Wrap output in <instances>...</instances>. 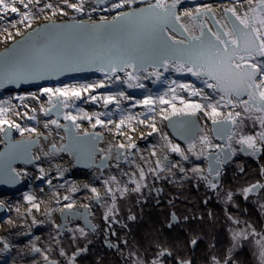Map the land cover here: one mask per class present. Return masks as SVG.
Masks as SVG:
<instances>
[{"label": "bare ground", "instance_id": "1", "mask_svg": "<svg viewBox=\"0 0 264 264\" xmlns=\"http://www.w3.org/2000/svg\"><path fill=\"white\" fill-rule=\"evenodd\" d=\"M68 2L79 3V0ZM121 2L84 0L83 11L76 12L67 7L64 0H40L39 4H30L28 9L17 0L20 13H32L30 26L28 21L19 22L22 16L10 11L4 14L0 9V109L3 110L0 120L7 121L0 124V218L4 211H16L18 216L31 211L37 189H42L40 194L45 193L41 195L46 203L43 219L35 221L34 228L5 231L0 228V257L6 252L7 245L2 247L1 244L7 238L11 239L10 244L25 240L38 229L48 227L54 217L61 218L64 209L56 214L54 204L65 192L74 191V179L85 178L89 183L103 184L104 192L110 194L125 191L129 184L139 182L135 159L140 155L141 145L155 141L163 132L168 133L167 119L175 115L172 105L177 110L185 108L177 92L184 93L188 97L184 101L189 104L207 105L219 101L221 115L216 119L230 112L239 113L241 117L257 114L259 120L264 116L255 108L245 111L243 102L248 100L247 95L239 99L231 97L232 104L228 105L227 98L221 101L220 94L191 73L176 71L174 61L181 59L182 53L161 42L157 33L160 21L143 11L157 0H132L122 7H114ZM49 3L52 9L47 8ZM167 3H175L174 11L180 17L178 22H172L176 31L169 27L168 35L184 41L180 46L183 48L189 36L200 35L201 25L207 40L211 38L208 29L222 33L232 27L230 21H235V17L226 9L235 8L238 15L244 16L251 13L258 0H252V4L247 0H167ZM209 7L212 11L206 12ZM116 17L121 18L113 24ZM105 20L107 27H91L104 24ZM181 24L189 29L188 33L182 32ZM164 58L169 61L167 71L161 66ZM130 61L136 65L135 69ZM130 84L133 86L129 87ZM181 84L194 87L202 95H191V89L184 90L179 87ZM58 88L79 89L81 94L76 98L45 92V89ZM202 88L209 93L207 99L203 98L206 93L200 90ZM108 96L115 99L105 104L104 98ZM161 98L169 103H160ZM145 100L152 103L146 105ZM184 113L178 111L176 114ZM195 114L200 118L204 114L212 120L210 109ZM66 115L76 117L75 121L65 119ZM97 118L103 123L96 124ZM9 125H19V128ZM152 125L159 126L153 128ZM203 133L204 126L193 142L180 143L188 151V155H184L187 159L172 151V147L178 146L175 142L166 143L165 150L153 159L155 174L177 159H195L206 163L209 186L210 182L217 184L219 177L210 174L208 160L225 145L204 137L198 147L196 141ZM233 135L232 132L229 137L232 139ZM231 139L228 145L235 156ZM257 148L262 150L258 144ZM255 154L246 156L258 159ZM233 159L222 160V166L226 167ZM129 170L134 171V176L126 180ZM219 171L221 174V169ZM218 187H208V192H215ZM78 205L90 209L84 203L73 207Z\"/></svg>", "mask_w": 264, "mask_h": 264}, {"label": "trees", "instance_id": "2", "mask_svg": "<svg viewBox=\"0 0 264 264\" xmlns=\"http://www.w3.org/2000/svg\"><path fill=\"white\" fill-rule=\"evenodd\" d=\"M193 174L185 177L181 170L174 171L173 177L165 181L161 179L162 182L157 184V187H162V192L161 189H145L140 194L130 192L126 201L120 203L121 216L118 220L123 227L117 229L116 236L127 234L128 245H131V248L140 245L149 260L161 257L156 254L162 251L163 255V249L169 248L172 259L165 260V264H177L178 260L191 264H213L216 261L223 264L231 247L229 227L233 226V218L239 221L237 228H250L255 231L264 223L256 207L257 198L260 196L243 197L242 194L251 185L264 179V151L258 161L240 158L227 165L221 184L213 193L208 192L205 180ZM130 210L135 212L133 220L128 217L132 212ZM172 212L178 215L180 223L170 228L168 225ZM94 223L98 227L97 232L83 241L63 238L60 239L61 247H58L56 243H50L52 236L44 235L40 238L38 246L44 252L53 249L57 256L61 253L70 255L92 241L93 245L88 247L89 253L84 257L82 264H97L90 263L89 259H94V255L90 253L107 249L104 240L100 243L98 236H104L105 227L97 220H94ZM197 240L199 243L196 249H192L193 241ZM236 256L227 264H234V261L238 264H250L253 258L247 247ZM15 262L23 264L21 261ZM25 264L40 263L28 261ZM109 264L121 263L110 261Z\"/></svg>", "mask_w": 264, "mask_h": 264}, {"label": "rangeland", "instance_id": "3", "mask_svg": "<svg viewBox=\"0 0 264 264\" xmlns=\"http://www.w3.org/2000/svg\"><path fill=\"white\" fill-rule=\"evenodd\" d=\"M200 90H205V89L202 88ZM205 93H206L205 96L209 94L206 92V90H205ZM177 98H180L179 100L188 99V97L184 95V93H180V92H177ZM232 114L233 116H235L234 119L236 121L235 123L236 128L233 132L234 134L233 138L231 139L233 150L236 153L235 159L243 158V159H253L255 161H258L260 157L263 155V151H264V144H262L259 141V138L257 136V134L262 130L260 128L258 115L252 114L249 116L241 117L240 115L237 116L236 115L237 113L235 112H232ZM201 121L204 126V133H203L204 135L200 137L199 140L196 141L198 147L201 145V140L204 137L210 138L213 141H215L214 140L215 138H213L212 136L213 135L212 127H211L212 120H210L208 116H205L204 114H202ZM158 126L159 125H155V127H158ZM249 135L257 136V144L259 146H262V150H263L262 155L258 159L243 155L240 151L242 148V145L239 143V139L241 137H246ZM169 142H175L182 149L184 155H188L187 149H185L183 145H181L180 143H177L169 131L168 133L163 132L160 134V137L157 138L155 141L142 144L140 147V155L138 158L135 159V164H136L135 168H136V171H138L137 174L139 177V182L129 184L128 189L125 191L123 190L120 193L110 194L108 192L107 193L104 192L105 189L103 187V184H100V183L93 184V183H89V181L85 178H76L73 181L75 185L74 191L65 192L62 196V199L58 203L54 204L55 205L54 211H56V214H57V213H60L63 209H65L69 205L73 207L77 203L78 204L84 203L85 205H88L90 207V212H91L93 221L97 220L100 223V225H103L105 227L104 236L103 234L102 235L98 234L99 240L101 239L100 243H102V241L104 240L105 248L107 250H112L106 247L107 237H109L110 238L109 240L113 245H115L114 240L116 241V245H115L116 249L118 248V244H119L120 250L124 251L120 257L118 256L113 257L111 258L112 260H115V262L117 261L118 263H121V264L123 263L122 262L123 259L125 260L126 264H165L164 262L160 261L161 257L163 256L161 254L162 251L161 253L159 252L156 254L157 257L158 256H161V257L149 260L148 255L144 254L143 252L144 250H141L140 245H137V248H131V245H128L129 239H128L127 234L125 235L123 234L122 236H116V232H117V229H119L120 227H123V225L121 226V223H119V220H118V217L121 216L120 203L121 201H126L125 199H127V196L130 192L140 194L145 189H161V192H162V187H157V184H160L162 180L165 181V179L169 177H173L174 171H178V170H181L182 175H184L185 177H188L189 175L193 173L195 175H198L199 178L207 182V187H210L209 186V175L207 173V165L204 161H197L195 159L184 161L182 159H177L173 161L171 164H169L161 172H159L158 174H155L156 168L154 167L153 159L155 156L161 154L165 150L166 143H169ZM198 147H196L195 149L197 152L199 151ZM234 160L231 163H233ZM239 170L241 171L242 168H240ZM133 176H134V171L129 170L128 178H126V180L133 178ZM137 185H139L138 191L136 190ZM253 185L264 186V179L262 178L260 182H257ZM253 185H251L249 188H252ZM93 189H96V191L93 192L92 191ZM263 189L264 187H261L257 193H253V192L248 193L245 190L244 193L242 192V194H243V197L253 196L257 198L258 196H260V198H257L258 206L256 207L257 209H259L261 216L263 218V222H264V195H263L264 192H263ZM41 190L42 189H37L38 194H34L33 196L34 200L31 201L32 202L31 204L32 206L30 205L31 211H25L24 216L23 215L18 216L16 211L15 212L12 210L4 211L2 217L0 218V228L4 229V231L10 230V229L18 230L20 228H26V229L34 228L35 221L42 220L43 219L42 213L46 212V203L44 202L45 198L41 195V194L45 195V193L40 194ZM30 193L31 191L28 192V194ZM156 193L158 194V191H156ZM65 197H67V199H65ZM97 197L100 198V203L96 202ZM227 201H230V200H227ZM28 203L30 204V202ZM29 204H26V206L29 207ZM133 213H135L134 210L129 214L130 215L128 216L129 220H133L132 218L134 217ZM173 214L177 216L179 223H180V219L178 215L172 212L169 225H168L169 227L172 222ZM124 216L125 215H123V217ZM52 221L53 222L48 227L41 229V230L38 229V231H35L29 238L25 240H21L14 244H10L9 241H11V239L7 238L4 242H2L1 246L5 247L7 245V247L5 250L6 252L0 257V264H15L16 263L15 261H21L23 264H25L28 261H39L40 264H82L84 257L87 256L89 253L88 247L90 245H93L92 241L90 242L88 241L89 243L83 246V248L75 251L73 255L70 256V258H68L67 256H65L64 253H61L59 257H56L57 256L55 254L56 251H53V249H48L45 252L41 251L40 249L41 247L38 246L40 238L44 235L52 236L53 239L52 241L50 240L51 241L50 243L52 245L56 243L58 247H61L60 239L71 238V239H77V240L83 241L84 239H87L90 236H94V233H96L97 231L93 232V231L87 230L80 222H76L74 225L70 227L69 231L66 232L63 237H61L58 231L56 230V228L60 225V219L57 217H54ZM237 223H239V221L233 218V226L232 228L229 227L231 240H232L231 247L229 250V256L231 254L234 256L230 259L229 257H227V259L225 260L223 264H226V262H230L235 257H237L236 254L242 251L244 247L249 248L250 253L253 256L250 264H262V261H261L262 248H261L260 242H264V223L260 228H258V231L252 230L250 228H242V227L237 228L236 226ZM178 224H173L172 226H177ZM96 228L98 229L97 226ZM253 232H255V235L252 234ZM238 233H247V238L241 237L239 239L234 240L233 235L238 234ZM49 247H50V244H49ZM37 249H39V251H37ZM78 251H84V254L76 261V263H74L72 261V258L73 256L76 255ZM163 251L170 252V249L164 248ZM98 257L99 256L95 258L94 256V259L90 258L89 259L91 261L90 263L96 262L97 264H101L100 261H98L99 259ZM128 258L130 260H128ZM179 261L180 260L177 261V264H179Z\"/></svg>", "mask_w": 264, "mask_h": 264}, {"label": "snow or ice", "instance_id": "4", "mask_svg": "<svg viewBox=\"0 0 264 264\" xmlns=\"http://www.w3.org/2000/svg\"><path fill=\"white\" fill-rule=\"evenodd\" d=\"M40 0H19V3L23 5L25 9L29 8L30 4H39ZM132 0H122L121 3H117L114 7L119 8L123 6V3H131ZM249 4H252V0H247ZM17 0H0V9H3V13L7 12L16 13L22 16L20 23L28 21V26H30V21L32 18V13L30 11L25 13H20L19 9L16 7ZM64 3L67 7L72 8L76 12L83 11L84 0H79V3H69L68 0H64ZM47 8L52 9L53 5L51 3L47 4ZM175 3L168 5L167 0H157V2L149 9L143 10L151 13L154 17L158 18L160 21L157 33L161 42L167 47H173L176 50L182 53V58L175 60L176 71L191 73V75L200 79L208 88L213 89L217 94H220L221 101H225L226 104L231 105V97L235 96L239 99L243 95H247L248 100L244 101L245 111H249L252 108H255L257 111L264 113V0H258L256 7L251 9V13H245L244 16H240L236 13L235 8L226 9L227 12H230L235 21H230L232 27L230 29L224 30L221 32H212L211 29H208V32L211 33V38L205 40L204 26L201 25V33L199 36H189L188 43L185 47L180 48L184 45L185 42L181 40H176L174 37L168 35L167 29L172 27L173 31H176V26L174 22H178L180 17L176 15ZM158 10V11H157ZM43 11V9H41ZM212 9L209 7L206 9V12H211ZM56 12L53 10V15ZM62 14H66L63 13ZM131 15V14H126ZM185 15L191 16L192 13H185ZM121 17H116L112 21L114 24L116 20ZM217 23H219L217 21ZM13 27L16 25L13 24ZM108 26L107 20L104 21V24H93L91 27L95 29H103ZM183 33H188L189 29L181 24L179 25ZM223 27V26H222ZM19 34V33H17ZM11 35V33H9ZM169 42H171L169 44ZM196 42V43H193ZM168 59L164 58L161 60V66L164 67L165 71L168 69ZM130 66L134 69L136 65L129 62ZM115 71V68L112 69ZM159 75V72L155 73ZM129 79H133L132 76H129ZM175 83V82H174ZM103 87V85H100ZM133 85H129L132 87ZM140 87L141 85H136ZM180 88L184 90L191 89V95L199 96L202 93L195 89L194 87L181 84ZM87 90V89H84ZM175 92V89L172 90ZM45 92L50 95H61V96H71L79 98L81 90L79 89H45ZM120 95H123L122 93ZM92 99H97L92 97ZM115 98L108 96L104 98V103L108 104L113 102ZM127 99V97H125ZM176 99V96L173 95V100ZM204 99H207V96H204ZM181 104L185 105L184 109L177 110L175 105H172L173 114H176L178 111H183L187 115H195L198 111H204L205 108L210 109V118L214 124L221 123L216 119L220 116L221 113L218 111L219 101L217 103H209L207 105L202 104H189L184 100L180 101ZM146 105L152 103L151 100H145ZM160 103L165 104L169 101L161 98ZM235 105H233L234 107ZM3 114V110L0 109V115ZM207 114V113H206ZM237 116L239 113L236 114ZM167 118V117H165ZM65 119L75 121L76 117L66 115ZM91 119V117H88ZM7 123L6 120H0V124ZM53 123H56L53 121ZM103 122L97 118L96 124H102ZM123 123V121H121ZM223 123H235V120L232 118V113L228 114V120L223 121ZM260 128L262 129L258 134L259 141L264 144V116L259 120ZM10 127L15 126L19 128V125H9ZM79 127V125H77ZM95 127V125H93ZM154 128L155 126L152 125ZM257 136H246L239 139L241 145H247L248 149H251L250 154H254L259 149L257 148ZM231 139V137H229ZM205 143L207 141L205 140ZM121 148L124 145H120ZM194 147V145L192 146ZM191 150V148H190ZM172 151L179 153L184 159H187V156H184V153L181 152L178 146L172 147ZM227 159V157H225ZM220 161L217 160V164ZM210 174L215 177H219V169H209ZM143 175V174H142ZM210 187L215 189L217 184L215 182H210ZM264 187L262 185H253L252 188L247 189L248 193H251L254 188ZM137 191L139 190V185H137ZM93 192L96 189L92 190ZM111 191V189H109ZM29 200L32 198L29 197ZM67 199V197H65ZM71 205H69L70 207ZM255 235V232L252 233ZM247 238V233H238L233 235V239ZM195 243V241H193ZM261 243V261L264 264V242ZM39 251V249H37ZM215 264H219L218 261Z\"/></svg>", "mask_w": 264, "mask_h": 264}, {"label": "water", "instance_id": "5", "mask_svg": "<svg viewBox=\"0 0 264 264\" xmlns=\"http://www.w3.org/2000/svg\"><path fill=\"white\" fill-rule=\"evenodd\" d=\"M221 123L214 124L211 122L212 134L215 140L220 142L222 145H225V148L220 153H213L209 156L208 165L211 169H221V174L219 176L217 185L219 186L222 181V175L224 173L225 167L222 166L223 162L229 161L231 159H235V156L232 152V148L229 143V136L235 129V123L225 124L223 121L228 120V116H225L222 119H217ZM167 127L172 135V137L178 141L179 143H190L193 142L198 135L203 131V123L199 115H187V114H175L167 119ZM263 150H259L256 152V156L258 158L262 155ZM241 153L243 155H249L251 150L247 148L246 145H242ZM227 157V159H225ZM233 159V160H234ZM217 160L220 161L217 164ZM223 160V162H221ZM261 188V187H260ZM260 188H254L253 193H257ZM210 192H214L210 190ZM96 202L100 203V198H96ZM76 222H80L87 230L95 231L96 225L93 223L91 219L90 209L81 205H78L73 208L64 209L61 212L60 225L56 228L59 235L63 237L66 232L69 231L70 227L74 225ZM179 220L175 214L172 215V222L170 227L173 224H178ZM107 237L106 247L108 249H116V246L113 245ZM199 243V240L193 243L192 248L195 249ZM84 254V251H78L75 256H73L72 261L76 263V261ZM169 253L167 252L166 255ZM179 264H190L188 262L179 261Z\"/></svg>", "mask_w": 264, "mask_h": 264}, {"label": "flooded vegetation", "instance_id": "6", "mask_svg": "<svg viewBox=\"0 0 264 264\" xmlns=\"http://www.w3.org/2000/svg\"><path fill=\"white\" fill-rule=\"evenodd\" d=\"M114 243H115V245H116V241L114 240ZM124 251L123 250H120V246H119V244H118V248L117 249H112V250H98V251H94V252H91L90 254H92V255H94L95 256V258L97 257V256H99L98 258V261H100V263L101 264H109L110 263V261H112V262H115V260H112L111 258H113V257H120L121 256V254L123 253ZM94 253V254H93ZM166 253L167 252H164L163 253V256L161 257V262H164L165 263V260H167V259H172V257H171V253L170 252H168L169 254L168 255H166ZM65 254V253H64ZM73 254H65V256H67L68 258H70V256H72ZM60 255H58V256H56V257H59ZM107 256H109V258H110V260H109V258H106ZM108 259V260H107ZM128 260H130L129 258H128ZM124 264H126L125 263V260L123 259V261H122ZM182 262H187V261H182ZM227 263V262H226ZM234 264H238L237 262H234Z\"/></svg>", "mask_w": 264, "mask_h": 264}]
</instances>
